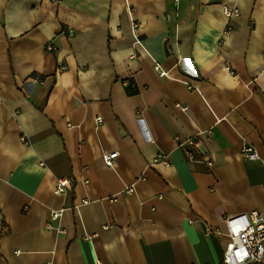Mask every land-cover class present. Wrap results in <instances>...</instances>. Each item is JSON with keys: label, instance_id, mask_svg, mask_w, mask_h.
<instances>
[{"label": "crops", "instance_id": "0c3cea01", "mask_svg": "<svg viewBox=\"0 0 264 264\" xmlns=\"http://www.w3.org/2000/svg\"><path fill=\"white\" fill-rule=\"evenodd\" d=\"M252 211L264 0H0V264H222Z\"/></svg>", "mask_w": 264, "mask_h": 264}, {"label": "built area", "instance_id": "2783aa9c", "mask_svg": "<svg viewBox=\"0 0 264 264\" xmlns=\"http://www.w3.org/2000/svg\"><path fill=\"white\" fill-rule=\"evenodd\" d=\"M177 3L178 0H175ZM132 10L129 9V13ZM222 13L227 18L237 17L239 11L235 7H229L227 5L222 6ZM45 49L49 52L54 51L55 47L52 44H46ZM66 67H59V71L65 70ZM155 70H159V66L155 65ZM160 76H164L165 73L160 72ZM179 107V105H177ZM186 108H181V111H185ZM97 122H101L100 118H97ZM208 134V133H206ZM209 140V135H207ZM21 141L27 143L25 138L21 137ZM177 142V147L182 148L190 161L196 162L192 150H197L200 143L197 139H190L186 141ZM188 149V150H186ZM243 156L249 160H257L258 154L253 148L243 146ZM117 152L106 153L102 155L103 164L107 167H112L114 160L117 158ZM152 164H161L165 167H169V158L167 154L158 153L152 160ZM207 166L211 165V162H206ZM72 186V181L62 178L56 181L53 193L55 195L64 193ZM133 192V186H129L125 189V193L130 194ZM62 210L52 211L50 213V219L56 220L61 216ZM225 235L228 239L227 245L223 252L222 264H254L260 263L264 258V211L257 212L252 211L249 214H239L229 217L224 222ZM49 227V226H47ZM209 231V230H208ZM211 231V230H210ZM216 234H220L217 232Z\"/></svg>", "mask_w": 264, "mask_h": 264}, {"label": "water", "instance_id": "95a60500", "mask_svg": "<svg viewBox=\"0 0 264 264\" xmlns=\"http://www.w3.org/2000/svg\"><path fill=\"white\" fill-rule=\"evenodd\" d=\"M163 49H164V52L167 53L166 43L163 44Z\"/></svg>", "mask_w": 264, "mask_h": 264}]
</instances>
